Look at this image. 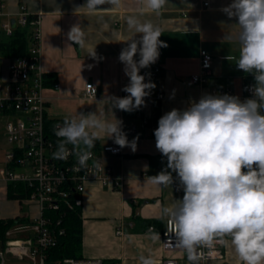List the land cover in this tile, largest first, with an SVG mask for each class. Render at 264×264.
<instances>
[{"label":"crops","instance_id":"0c3cea01","mask_svg":"<svg viewBox=\"0 0 264 264\" xmlns=\"http://www.w3.org/2000/svg\"><path fill=\"white\" fill-rule=\"evenodd\" d=\"M87 0H0V24L12 22L19 17L20 5H25L30 14L42 11L41 21V65L46 74H55L58 86L48 84L46 114L52 118H71L79 113H97L102 117L121 120L122 130L131 141L139 135L137 150L124 147L119 154L102 152V160L112 166L116 176L124 177L119 186L104 185L99 180L88 182L82 204L83 213V256L100 257L106 264H141L140 257H151L155 264H164L166 252L162 238L152 239L149 228L137 230L135 216L145 219H161L162 206H172L182 199L184 192H178L173 184L158 187L147 177L155 176L167 167V157L156 148L154 130L159 118L173 108L184 110L190 101L198 102L205 94L224 95L213 92V88L231 90L230 96L241 100L246 81L254 77L238 69L240 45L237 41H224L225 33L239 31L238 21L229 19L221 9L232 0H168L157 14L147 9L144 0H122V7L89 13L81 8ZM207 3V4H205ZM110 9V5L98 6ZM80 8V9H79ZM143 14L141 15V11ZM129 15H137L143 21L158 26L160 40L167 47L160 48L158 63L160 72L156 76V87L145 97L141 113L137 110L125 112L110 111L109 97H119L129 83L124 73V64L119 60L120 52L127 46L134 30L126 23ZM12 24V23H11ZM79 24L86 34V47L80 48L69 41L70 28ZM1 32V30H0ZM140 34L135 36L139 40ZM95 48L96 58L89 56ZM206 49L213 55V64L207 72V81L194 83L191 74L200 70V51ZM14 57L0 49V81L8 80L10 62ZM135 59H139L137 55ZM141 74V70H140ZM94 83L98 95L87 97L84 86ZM158 92L165 97L156 98ZM147 123L144 124L143 120ZM6 118L0 113V164L4 163L9 143L5 131ZM135 126V127H134ZM96 142L115 144L104 133ZM169 171H171L169 169ZM26 204L18 198L8 196L7 182L0 177V218L26 216ZM136 206V213L133 208ZM122 232L119 233L118 230ZM159 233L155 227L152 229ZM226 237L224 251L231 264H242ZM182 263L189 264L187 255L181 253Z\"/></svg>","mask_w":264,"mask_h":264},{"label":"clouds","instance_id":"9594fccd","mask_svg":"<svg viewBox=\"0 0 264 264\" xmlns=\"http://www.w3.org/2000/svg\"><path fill=\"white\" fill-rule=\"evenodd\" d=\"M167 2L144 0L147 9L157 14ZM105 4L111 8L98 7ZM120 7L122 0H87L81 8L96 13ZM221 11L238 21L239 31L225 33L223 40L239 43L236 66L254 74L251 91L255 98L241 101L227 94H205L184 110L173 108L162 115L154 136L157 150L167 157V167L147 180L163 188L173 184V172L179 177L184 195L172 206H162L160 216L167 221V233L176 237L175 245L170 244L187 253L189 264H199L200 246L211 247L216 238L223 237L231 238L242 264H264V0H232ZM126 23L134 32L125 41L119 60L129 77L122 89L128 95L107 99L111 113L112 109L132 112L145 106V97L156 85L150 79L145 82L140 70L156 63L159 49L167 47L160 40L161 29L151 21L129 15ZM67 38L86 47V34L79 24L70 28ZM89 56L96 58L95 48ZM112 116L111 121L95 112L65 118L56 126L55 135L61 139L53 158L66 160L75 155L79 168H87L101 133L120 148L135 152L139 135L129 141L123 122ZM149 234L160 238L152 229ZM140 261L155 264L151 257L141 256Z\"/></svg>","mask_w":264,"mask_h":264},{"label":"built area","instance_id":"2783aa9c","mask_svg":"<svg viewBox=\"0 0 264 264\" xmlns=\"http://www.w3.org/2000/svg\"><path fill=\"white\" fill-rule=\"evenodd\" d=\"M207 4V3H205ZM16 24L31 26L30 47L26 55L17 56L10 62L8 80L0 81V113L6 118L5 131L9 148L4 163L0 164V177L8 182H23L24 193L18 199L28 206L27 220L17 222L6 230V239L0 246V264H105L100 257H65L50 260L48 251L57 243L58 237L65 233L61 225L65 208L82 206L83 196L88 182L99 180L104 185L119 186L124 177L116 176L111 165L102 160L101 153L119 154L123 151L116 144H103L95 147L87 168H79L75 155L66 160L54 159L52 153L57 150L58 141L46 126L47 96L44 93L45 72L41 65V21L43 12L30 14L25 5H20ZM6 34H11V22L0 24ZM213 55L206 49L200 51V70L191 74V81L204 83L207 72L212 67ZM160 72L158 61L148 68L141 69L145 82L149 79L155 83ZM150 73V77L146 74ZM254 77L246 81L241 101L255 98L251 87L255 85ZM58 84H56V87ZM91 88H90V87ZM217 94H230L224 87L213 88ZM84 95L95 97L98 88L92 82L84 86ZM128 95L122 92L119 97ZM165 97L158 92L156 98ZM141 113V108L137 110ZM144 124L147 120H143ZM135 127V126H134ZM61 139V138H58ZM71 148V145H68ZM166 169L163 166L159 172ZM179 177L174 176V186L178 192ZM60 211L56 218L53 213ZM154 226H151L153 229ZM122 232L121 229L118 230ZM162 246L166 252L164 264H183L182 255L187 253L173 247L176 237L167 233V222L159 232ZM173 245H171V244ZM226 237L216 238L211 247L200 246L199 264H231L226 260L224 246Z\"/></svg>","mask_w":264,"mask_h":264},{"label":"trees","instance_id":"16d2710c","mask_svg":"<svg viewBox=\"0 0 264 264\" xmlns=\"http://www.w3.org/2000/svg\"><path fill=\"white\" fill-rule=\"evenodd\" d=\"M13 26V25H12ZM0 49L1 51L9 56L17 57L26 55L30 47V37H31V26H22L20 24H15L13 26V31L11 34H6L2 29H0ZM46 80L48 84L56 86V75L55 74H46L45 75V84ZM64 118H52L46 115V126L50 130V133L53 135L54 128L57 123L63 124ZM54 136V135H53ZM56 136V135H55ZM56 141L60 139L54 137ZM98 146L97 142L95 147ZM94 147V148H95ZM8 196L10 198H18L24 195L22 192L24 190L23 182H8ZM134 213H136V206L133 208ZM61 213L60 211H55L53 213L56 218ZM62 215L61 225L65 228V233L58 237L57 243L48 251V257L50 260L62 259L65 257H84L83 256V213L82 206H74L72 208H65V212ZM135 227L137 230L143 228H149L150 225H154L157 230L164 228L162 222L159 219H145L140 216H135ZM27 219L24 216H16L9 218H0V246L4 245L6 239V230L17 222H23ZM105 263V262H104ZM106 264V263H105ZM111 264H117L116 262H111Z\"/></svg>","mask_w":264,"mask_h":264},{"label":"water","instance_id":"95a60500","mask_svg":"<svg viewBox=\"0 0 264 264\" xmlns=\"http://www.w3.org/2000/svg\"><path fill=\"white\" fill-rule=\"evenodd\" d=\"M11 23H12V25H13V26L16 24V23H15V20H12V22H11Z\"/></svg>","mask_w":264,"mask_h":264},{"label":"rangeland","instance_id":"374dc122","mask_svg":"<svg viewBox=\"0 0 264 264\" xmlns=\"http://www.w3.org/2000/svg\"><path fill=\"white\" fill-rule=\"evenodd\" d=\"M26 206V209H28V206L27 205H25Z\"/></svg>","mask_w":264,"mask_h":264}]
</instances>
